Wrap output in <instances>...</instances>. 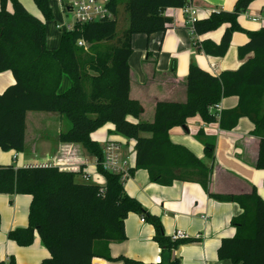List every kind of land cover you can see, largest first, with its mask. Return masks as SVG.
<instances>
[{
	"label": "trees",
	"instance_id": "obj_1",
	"mask_svg": "<svg viewBox=\"0 0 264 264\" xmlns=\"http://www.w3.org/2000/svg\"><path fill=\"white\" fill-rule=\"evenodd\" d=\"M33 1L43 19L31 14L20 0H0V73L10 71L15 79L0 93V151L24 152L28 112L57 113L69 123L57 141L81 144L96 158L105 184L85 182L81 173L58 167L1 165L0 194L32 196L28 226L10 231L8 238L27 247L38 236L51 255L42 264H92L95 257L113 260L109 244L126 240L125 221L130 213H137L155 228L153 240L161 248L158 264H179L175 250L195 239L172 240L160 218L127 194L121 176L101 166L103 147L91 134L111 123L116 134L135 142V167L130 175L146 170L151 182L164 187L177 181L198 183L215 200L240 206L242 213L231 219L234 236L223 239L218 249L220 260L264 264V199L257 188L242 187L236 194L210 193L213 164L172 142L169 135L174 127H187L188 119L195 116L207 124L218 122L224 131L248 118L255 127L253 134L260 138L256 167L264 170V28L246 32L249 39L238 49L242 64L237 70L215 76L190 64L186 101H157L153 121L145 122L139 121L143 105L130 97L132 38L164 34L173 24L166 10L182 9L188 0H126L129 27L117 45L110 42L117 36L119 0H112L114 19L75 24L62 34L59 48L53 51L46 45L45 25L54 18L51 0ZM254 1L238 0L233 11L214 12L195 23L200 36L227 25L219 43L206 40L200 44L206 55L227 54L234 32L244 31L239 16ZM80 39L87 48L77 45ZM64 75L72 79L73 86L61 94ZM232 96L238 98L236 108L211 111ZM196 138L213 161L216 138L204 130ZM122 259L126 264H144ZM0 264L17 262L10 257Z\"/></svg>",
	"mask_w": 264,
	"mask_h": 264
},
{
	"label": "crops",
	"instance_id": "obj_2",
	"mask_svg": "<svg viewBox=\"0 0 264 264\" xmlns=\"http://www.w3.org/2000/svg\"><path fill=\"white\" fill-rule=\"evenodd\" d=\"M198 9V21L208 18L214 12L233 11L238 0H190ZM34 16L43 15L33 0H20ZM53 20L45 21L46 45L48 50H56L61 43L62 32L54 28L53 22L62 18L64 11L59 0H51ZM122 9L126 10V0H119L117 21ZM8 8L11 10L10 4ZM124 13V12H123ZM128 18L129 14L127 12ZM166 15L173 24L164 34L150 36L135 35L132 38L133 53L129 59L131 70L130 97L138 100L144 107L139 121L152 122L157 101H186V83L190 64L219 76L225 71L237 70L242 61L238 49L249 37L246 32L264 28V0H255L248 10L238 18L244 31H236L227 54L212 57L201 48L203 41H221L227 28L223 25L206 35H198L194 40L192 29L187 23L181 8L167 9ZM62 28L64 24L57 23ZM110 44H118L112 41ZM15 83L10 71L0 73V93ZM73 86V81L64 75L59 93L64 94ZM238 105L235 96L222 99L220 110L233 109ZM211 111H215L212 108ZM131 121L137 122L134 118ZM68 122L60 114L47 112H28L26 116V146L24 152L15 150L0 151V166L13 164L17 168L40 166L63 159L77 160L81 163V177L97 172V160L81 144L61 143L59 134L66 131ZM254 125L248 118H241L236 128L224 131L219 123H205L200 116L189 118L186 129L181 126L170 130L172 142L183 145L207 164H213L209 190L213 194L238 193L242 187L255 186L264 199V170L256 167L260 138L253 134ZM199 130L216 138L214 160L210 161L205 148L196 138ZM93 141L104 147L106 141L117 140L122 143V156L127 159L129 169L135 167V142L116 134L113 124L108 123L91 134ZM17 156V158H15ZM41 159V160H40ZM43 159L47 162H42ZM96 184L104 185L105 178L97 173ZM130 197L136 198L151 214L160 218L164 231L171 236L182 231L191 242L182 243L174 254L179 264H233L232 261L218 258V249L223 239L233 237L235 228L231 219L242 213L240 206L232 202H220L198 183L175 182L164 187L150 181L146 170L135 171L124 183ZM30 195L0 194V262L14 257L17 264H42L50 258V252L36 236L33 244L19 246L8 238V233L29 224ZM127 238L123 242L109 244L113 260L95 257L92 264H126L122 257L144 264H158L161 261V248L153 240L154 226L142 221V216L130 213L125 221ZM99 246V245H98ZM105 248V247H104Z\"/></svg>",
	"mask_w": 264,
	"mask_h": 264
},
{
	"label": "built area",
	"instance_id": "obj_3",
	"mask_svg": "<svg viewBox=\"0 0 264 264\" xmlns=\"http://www.w3.org/2000/svg\"><path fill=\"white\" fill-rule=\"evenodd\" d=\"M111 1L112 0H59L64 13L74 14L76 24L98 22L104 19H114L115 15L111 10ZM182 11L183 14L186 16L187 23L192 29L194 40L198 39V34L196 33L194 26L195 23L198 21V9L192 5L190 0H188L186 5L182 8ZM260 19L264 21V17H260ZM74 26H65V32L73 30ZM58 28L60 30L63 29L60 25H58ZM77 45L80 47L87 48L86 42L82 39L78 40ZM214 109L219 113L221 111L220 103L219 105L215 106ZM217 117L219 118V115ZM121 149L122 143L120 141H106L103 147V160L101 162V166L105 171L120 175L122 181L126 182V180L131 175L127 159L123 158ZM15 158H17V156H15ZM40 166L58 167L60 170L64 171L80 172L81 163L77 160L63 159L60 161L45 163L44 165ZM97 173L100 174L98 172V169L96 173L85 174L83 176V180L85 182L96 184L95 182L98 176ZM142 221H145L143 217ZM171 238L174 241L191 239L186 233L182 231H176Z\"/></svg>",
	"mask_w": 264,
	"mask_h": 264
},
{
	"label": "rangeland",
	"instance_id": "obj_4",
	"mask_svg": "<svg viewBox=\"0 0 264 264\" xmlns=\"http://www.w3.org/2000/svg\"><path fill=\"white\" fill-rule=\"evenodd\" d=\"M121 10H122L121 11V16H120V18H119V20L117 22V36H116L115 41H118L119 39H121L122 36L124 35L125 31L129 27V18H128L127 12H125L122 9V6H121ZM62 15H63L62 18H58L57 19L58 20L57 23L64 24L66 27H68V26L73 27L76 24L75 16H74L73 13H64V14L62 13ZM52 22H53V25H54L55 30L61 31L62 34L65 32V30H64L65 28H63L62 30H60L58 28L57 23L55 21H52ZM66 123L69 126V123L68 122H66ZM42 162H47V161H45V159H43Z\"/></svg>",
	"mask_w": 264,
	"mask_h": 264
},
{
	"label": "water",
	"instance_id": "obj_5",
	"mask_svg": "<svg viewBox=\"0 0 264 264\" xmlns=\"http://www.w3.org/2000/svg\"><path fill=\"white\" fill-rule=\"evenodd\" d=\"M186 129V127H184Z\"/></svg>",
	"mask_w": 264,
	"mask_h": 264
}]
</instances>
